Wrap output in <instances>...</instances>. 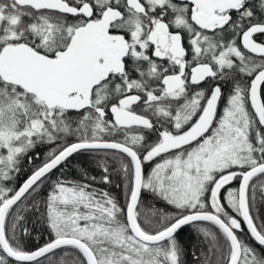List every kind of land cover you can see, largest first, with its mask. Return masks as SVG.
Returning <instances> with one entry per match:
<instances>
[{
	"label": "snow or ice",
	"instance_id": "snow-or-ice-1",
	"mask_svg": "<svg viewBox=\"0 0 264 264\" xmlns=\"http://www.w3.org/2000/svg\"><path fill=\"white\" fill-rule=\"evenodd\" d=\"M262 208L264 0H0V264H264Z\"/></svg>",
	"mask_w": 264,
	"mask_h": 264
},
{
	"label": "trees",
	"instance_id": "trees-1",
	"mask_svg": "<svg viewBox=\"0 0 264 264\" xmlns=\"http://www.w3.org/2000/svg\"><path fill=\"white\" fill-rule=\"evenodd\" d=\"M77 159H79V158H77ZM37 163H38V161H37ZM24 167H25V172H27V170L31 167V165L27 164V162L25 161ZM87 167L90 169L89 175H93L94 174V175L97 176V184H96V186L98 188L105 187V186L100 185L98 183V181H99V175H100L99 171L96 170V169H94V167L92 165H87ZM69 172H70L69 179L73 178L74 176H78L79 175V173L76 171V169L74 167L70 168L69 169ZM23 175L24 174L22 173L21 174V178H23ZM115 182L116 181L114 180V183ZM107 187L110 188V189H112L113 195H120V189L113 188L112 185H108ZM43 194L44 193L42 192L41 195L43 196ZM261 215H264V208L261 209ZM29 227L30 228H33L34 227V232H33V235L34 236L39 235V236H42L44 239H47L48 238V234L44 230V227L41 224L36 223L34 225H29ZM184 240H185V242H188L189 241V237H188L187 234L184 235ZM40 242L42 243L43 241L41 240ZM29 246H31V245H29ZM188 259L191 260V257H189Z\"/></svg>",
	"mask_w": 264,
	"mask_h": 264
}]
</instances>
